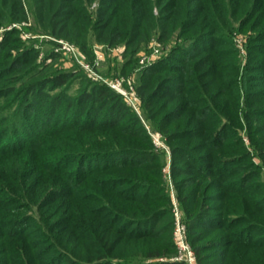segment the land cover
Here are the masks:
<instances>
[{
	"label": "trees",
	"instance_id": "1",
	"mask_svg": "<svg viewBox=\"0 0 264 264\" xmlns=\"http://www.w3.org/2000/svg\"><path fill=\"white\" fill-rule=\"evenodd\" d=\"M40 1L32 31L72 41L81 18L84 53L91 32L125 43V77L153 36L182 41L141 72L144 122L106 84L56 71V52L41 61L20 30L2 33L0 264H183L166 152L145 123L169 147L198 263L264 264V0H101L96 19L95 0ZM28 21L24 0H0V29Z\"/></svg>",
	"mask_w": 264,
	"mask_h": 264
},
{
	"label": "rangeland",
	"instance_id": "2",
	"mask_svg": "<svg viewBox=\"0 0 264 264\" xmlns=\"http://www.w3.org/2000/svg\"><path fill=\"white\" fill-rule=\"evenodd\" d=\"M26 3V9L29 12V21L28 22H23L20 24H12L7 26L6 28H1L0 29V36L4 31L8 30H13V29H18L21 31V36L24 38V40H27L28 42H32L34 47L40 51V57L41 61L46 58V53L48 52L47 49H50L51 51L56 52L57 46L58 45L53 42V40H57L54 38H51L48 35H42L40 33H36L35 31H32L35 28V24L38 23V21L34 19L32 12H30V0H24ZM42 1V2H41ZM39 3L41 5H45L47 7L50 2V0H41ZM45 3V4H43ZM102 1L101 0H95L93 1L92 4L89 6L90 13L92 14L93 18L96 19V13L99 9V6L101 5ZM113 8V6H111ZM156 16L159 15V11L155 10L154 13ZM92 18V19H93ZM80 20V21H79ZM73 28H75L76 33L73 34L72 41H67V40H57V41H64L65 43H68L71 45L75 51L76 55H69L66 56L63 53H57V59L55 60H48V63L50 65H53L56 71L59 72H77L81 71L84 74H86L91 81L95 82H101L105 84V81L107 83H110L109 85L115 84L117 81L122 82L123 88L126 90L128 94V98L124 99L126 102L130 105L135 112L142 118V120L145 122L142 111H141V104L136 96L135 90H136V85L138 84L139 77L141 75V72L144 70L143 64H142V59L146 56H149L151 60L155 63L158 61L160 58L167 56L172 48L182 41L178 37L177 34H175L171 41L168 43H162L158 41V36L155 35L152 37L150 42L146 45H142L140 48V51L138 54H136L135 59H136V66L134 68V71L130 75V77H125L122 74V69L125 63L128 61L129 56H126L125 51H126V46L125 43H121L114 49H110L107 46H104L102 43L97 42L98 40L94 39L95 36L93 32H91L89 37H92L90 39V52L89 53H84L81 48L79 47L78 43L84 39V36L86 34L83 33V29L85 30L86 27L84 26L83 21H81V18H76L73 20ZM82 28V32L81 29ZM80 31V32H79ZM100 33V32H99ZM82 36V37H79ZM235 44L237 47H239L240 50V59L242 62L246 61L247 57V35L246 34H236L234 37ZM156 41L161 44V51L162 55L156 58L152 57V44L153 42ZM48 44V45H46ZM244 64V63H243ZM102 79V80H101ZM117 92V91H116ZM149 133L151 134V137L153 139L154 145L158 153L166 152V158L164 159V164L166 165L164 167L163 173L165 176V182L167 186V190L170 193L172 200L174 202V206H177L178 212L180 219L183 221L185 220V214L180 206V204L176 203V197L178 195V191L175 188L174 181L169 177L170 175V166L169 163L171 161L170 155L168 154L169 147L166 145L164 141V137L161 133L153 130L147 123H145ZM242 137L244 140H246V143L248 146L249 145V139L246 136L245 132L242 133ZM258 163H260L261 160H257ZM264 179V170H263V175ZM181 179V178H180ZM173 184V185H172ZM218 205V204H215ZM175 216V215H174ZM176 218H174L175 220ZM184 223V222H183ZM174 227V226H173ZM174 231V230H173ZM172 231V232H173ZM173 234V233H172ZM189 242V241H188ZM191 245V244H190Z\"/></svg>",
	"mask_w": 264,
	"mask_h": 264
},
{
	"label": "built area",
	"instance_id": "3",
	"mask_svg": "<svg viewBox=\"0 0 264 264\" xmlns=\"http://www.w3.org/2000/svg\"><path fill=\"white\" fill-rule=\"evenodd\" d=\"M53 41L58 44L56 45L57 46L56 53H63L66 56L76 55L75 49L68 43L57 40H53ZM161 55H162L161 44L154 41L152 44V57L156 58L158 56L160 57ZM153 63H154L153 60H151L149 56H146L142 59L143 68L150 66ZM105 84L110 88H112L113 90L117 91L119 94L125 96V98H128L129 93H127L126 90L123 88L121 81H117L115 84L112 85H109L110 83H107L105 81ZM131 104L132 106L134 105L133 103ZM173 212L176 218L173 239L177 247V256L173 259V261L183 264H199L197 261L196 254L187 240V227L180 219L177 206H174Z\"/></svg>",
	"mask_w": 264,
	"mask_h": 264
}]
</instances>
